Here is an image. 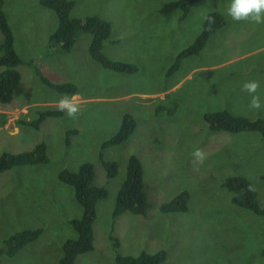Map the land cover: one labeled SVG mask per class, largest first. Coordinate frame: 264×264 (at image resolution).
Instances as JSON below:
<instances>
[{"label": "rangeland", "instance_id": "obj_1", "mask_svg": "<svg viewBox=\"0 0 264 264\" xmlns=\"http://www.w3.org/2000/svg\"><path fill=\"white\" fill-rule=\"evenodd\" d=\"M74 1L70 17L97 15L109 21L113 43L104 44V54L136 71L124 74L93 62L87 34L71 52L56 51L48 43L56 17L40 0H4L15 50L26 65L19 67L22 81L12 102L0 105V155L29 151L43 141L49 162L0 174V249L18 231L42 229L36 241L14 258L0 257V264L58 263L63 242L75 237L69 221L81 215L71 187L58 174L76 171L84 162L93 164L95 183L106 187L108 196L96 207L94 249L75 264H115L111 234L119 239L120 254L164 250L163 264H264V218L233 205L222 186L227 176L242 175L264 206V140L257 133L214 132L204 121V114L219 110L264 120V110L250 109L251 95L240 90L242 80L254 77L264 103V23L234 21L226 11L230 0H201L184 19L180 12H159L175 0ZM210 12L223 14L226 26L198 55L173 69ZM239 51L242 58L235 59ZM41 77L73 83L77 93L58 94ZM64 95L76 97L80 112L75 118L63 112L38 130L20 124L37 118L39 111L58 110ZM127 114L136 121L135 132L123 144L102 150L104 160L117 164L116 177L108 180L99 162L101 144ZM70 130L75 132L66 139ZM197 149L205 154L203 162L192 155ZM132 155L142 164L150 207L144 217L125 213L113 221L116 194ZM182 191L190 196L188 211L162 213L161 205Z\"/></svg>", "mask_w": 264, "mask_h": 264}, {"label": "trees", "instance_id": "obj_2", "mask_svg": "<svg viewBox=\"0 0 264 264\" xmlns=\"http://www.w3.org/2000/svg\"><path fill=\"white\" fill-rule=\"evenodd\" d=\"M201 0H175L164 4L160 9L163 15H170L174 12L181 13V19L186 18L191 10ZM43 8L50 10L56 17L57 26L48 38V43L56 51L69 53L74 48L77 39L87 34L90 36L87 54L90 59L101 67L109 70H117L124 74L134 73L136 67L126 63L112 62L104 54V44L111 40L112 27L109 21L103 20L97 15L87 16L83 19L71 18L70 12L75 6L74 0H40ZM4 0H0V105H9L14 94L21 83L19 67L26 65L15 50V38L8 19L3 9ZM214 19V23L209 22ZM227 21L223 14L210 12L203 21L200 34L176 57L173 69L177 68L184 58L198 55L206 46L209 39L220 29L224 28ZM59 54V53H56ZM34 59H31L32 62ZM44 84L49 86L58 94L75 95L77 86L73 83L52 84L49 80L41 77ZM63 114L57 109H45L37 112V118L32 121H19L38 130L41 124L50 118H56ZM204 121L209 130L227 134L257 133L264 140V120H250L244 116L233 115L227 110H219L204 114ZM136 130V121L127 114L122 118L117 132L101 144L99 162L104 170L105 177L110 180L117 175V164L113 161H106L102 158V150L108 147L119 146L126 142ZM75 131H67L68 134ZM49 162L47 156V145L39 142L29 151L18 153L4 152L0 155V174L16 167L45 165ZM143 167L140 160L132 155L126 164V174L123 183L120 185L114 207L112 220L125 213L135 216H145L150 207L146 191V184L143 181ZM58 179L66 186L71 187L73 196L81 208V215L71 219L69 224L75 232L74 238L66 239L62 244V253L57 264H75L80 255L92 252L94 249L93 224L97 219L96 207L98 202L108 196L106 187L95 183L94 166L90 162L80 164L76 171L67 169L61 170ZM222 186L231 194V203L241 209L251 212L255 216L264 218V206L258 200V194L253 183L242 175L232 174L227 176ZM189 193L182 191L173 199L161 205L162 213H186L189 209ZM42 234V229H24L18 231L3 241L0 249V257L14 258L27 244L36 241ZM112 247L115 250V264H163L168 254L164 250L155 253L141 252L137 256L120 254L119 239L110 235Z\"/></svg>", "mask_w": 264, "mask_h": 264}, {"label": "clouds", "instance_id": "obj_3", "mask_svg": "<svg viewBox=\"0 0 264 264\" xmlns=\"http://www.w3.org/2000/svg\"><path fill=\"white\" fill-rule=\"evenodd\" d=\"M226 11L227 15L234 21H251L256 24L264 23V0H230ZM209 22L214 23V19L209 18ZM259 87L260 83L256 80L245 82L242 87V91L251 95L249 108L257 111L264 110V103L261 102V97L256 94ZM57 103L58 110L66 112L70 118H75L80 112V106L76 102L75 96L69 97L64 95ZM192 155L198 162H203L205 159V154L200 149H197Z\"/></svg>", "mask_w": 264, "mask_h": 264}, {"label": "crops", "instance_id": "obj_4", "mask_svg": "<svg viewBox=\"0 0 264 264\" xmlns=\"http://www.w3.org/2000/svg\"><path fill=\"white\" fill-rule=\"evenodd\" d=\"M209 42H210V40L207 42L206 45H208ZM205 47H206V46H205ZM229 52L233 53L234 50L231 51V50H230V47H229ZM236 55H238V56H236L235 59H241V58H242V53H241L240 51H239L238 54H236ZM229 78H230V80H231V77H229ZM50 80H51V79H49V81H50ZM252 80H255L254 77H252V76H250V78H249L248 80H242V86H241L240 90L242 91V87H243V84H244L245 82L252 81ZM21 81H22V74H21ZM52 81H53V80H52ZM52 81H50L52 84H61V83H56V82H54V81L52 82ZM231 82H233V81L231 80ZM242 92H243V95H247L246 92H244V91H242Z\"/></svg>", "mask_w": 264, "mask_h": 264}]
</instances>
